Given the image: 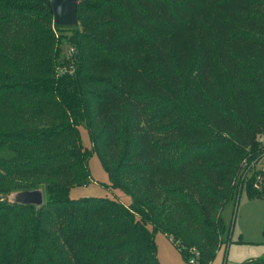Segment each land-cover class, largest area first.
Wrapping results in <instances>:
<instances>
[{"label": "trees", "instance_id": "1", "mask_svg": "<svg viewBox=\"0 0 264 264\" xmlns=\"http://www.w3.org/2000/svg\"><path fill=\"white\" fill-rule=\"evenodd\" d=\"M77 1L58 64L48 0H0V264H159L158 232L210 264L226 204L264 198V0ZM93 154L128 205L69 197Z\"/></svg>", "mask_w": 264, "mask_h": 264}, {"label": "rangeland", "instance_id": "2", "mask_svg": "<svg viewBox=\"0 0 264 264\" xmlns=\"http://www.w3.org/2000/svg\"><path fill=\"white\" fill-rule=\"evenodd\" d=\"M50 0H48L49 2ZM73 27H60L55 30L59 43V57H67L71 54L69 37L73 32ZM80 143L84 148L90 149V139L84 128H79ZM13 157L9 147H0V159L8 160ZM90 172V182L85 186H76L70 189L71 199L83 198H107L119 201L125 205L130 202L129 198L119 190H113L109 185V177L103 169L96 154H93L88 162ZM257 188L264 190V159L255 165ZM42 191V189H41ZM17 192L2 195L1 201L7 204H14ZM43 194V202L46 200ZM225 232L221 236V246L216 251L210 264H246L250 261L264 257V198H250L246 192V186L241 189L237 200H230L224 207L221 214ZM157 259L159 264H189L185 261L178 249L162 233L158 232L154 236ZM198 253L194 257L197 260Z\"/></svg>", "mask_w": 264, "mask_h": 264}, {"label": "water", "instance_id": "3", "mask_svg": "<svg viewBox=\"0 0 264 264\" xmlns=\"http://www.w3.org/2000/svg\"><path fill=\"white\" fill-rule=\"evenodd\" d=\"M77 0H50L48 7L53 17V23L58 27H74L77 25ZM15 203L39 207L43 204V194L40 190L23 191L16 194Z\"/></svg>", "mask_w": 264, "mask_h": 264}, {"label": "built area", "instance_id": "4", "mask_svg": "<svg viewBox=\"0 0 264 264\" xmlns=\"http://www.w3.org/2000/svg\"><path fill=\"white\" fill-rule=\"evenodd\" d=\"M73 53V50L71 49V54ZM70 54V55H71ZM64 71L65 70H63V69H60L59 70V74H62V73H64ZM259 141L261 142V143H264V135L259 139ZM194 256H195V253L193 254ZM188 262H189V264H199L198 263V261L194 258V257H190L189 258V260H188Z\"/></svg>", "mask_w": 264, "mask_h": 264}]
</instances>
